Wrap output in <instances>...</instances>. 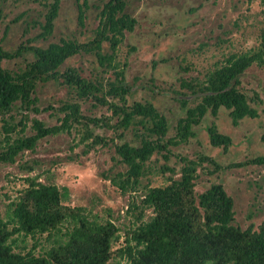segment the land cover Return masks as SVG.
Returning a JSON list of instances; mask_svg holds the SVG:
<instances>
[{
    "label": "rangeland",
    "instance_id": "374dc122",
    "mask_svg": "<svg viewBox=\"0 0 264 264\" xmlns=\"http://www.w3.org/2000/svg\"><path fill=\"white\" fill-rule=\"evenodd\" d=\"M109 0H59L50 32L42 25L54 0H0L1 45L12 57L2 61L10 72H22L33 61L31 47L45 48L62 40L81 46L101 38V11ZM84 10L83 24L78 7ZM125 13L135 20L115 52L102 41L99 60L95 52L80 50L59 67L60 74L75 69L96 84L99 91L78 99L76 90L62 77L37 80L33 97L37 111L22 110L16 102L0 112V217L26 187V179L54 184L61 204L84 207L91 218L111 221L118 238L112 250L123 246L138 218L146 221L150 209L141 198L148 187L167 185L178 178L184 159L196 163L194 190L198 195L212 184H221L233 200L235 225L256 231L264 223V5L261 0H126ZM112 57L110 59L109 57ZM251 60L236 71V88L256 109L257 116L232 123L230 110L207 108L186 133L179 131L188 111L202 103L205 86L224 66L235 60ZM109 82L126 88L108 95ZM79 100L80 119L62 123V105ZM136 103L151 104L167 122L165 135L150 134V123L139 117L130 127L121 126L117 108ZM197 117V114H195ZM55 131L37 140L32 149L21 150L13 161L8 148L19 138L35 133L33 120ZM228 136V145L213 146L209 128ZM182 133V134H180ZM163 147L143 164L138 187L122 193L111 179L125 174L127 165L117 155L123 144L140 145L141 138ZM134 203L127 213L130 203ZM46 235L18 238L17 249L40 254L64 241L66 224ZM107 264H129L115 253Z\"/></svg>",
    "mask_w": 264,
    "mask_h": 264
},
{
    "label": "trees",
    "instance_id": "16d2710c",
    "mask_svg": "<svg viewBox=\"0 0 264 264\" xmlns=\"http://www.w3.org/2000/svg\"><path fill=\"white\" fill-rule=\"evenodd\" d=\"M59 0H54L42 25L48 33L56 17ZM264 5V0H261ZM126 0H109L101 11V38L81 46L74 41L62 40L47 47H31L34 59L22 72H10L2 67V61L12 54L4 50L0 39V112L7 113L16 102L22 110H34L32 96L37 80L62 77L65 83L75 88L77 98L94 95L96 84L82 78L75 69L58 72L61 64L80 50L95 52L99 60L102 41H107L113 53L123 41L125 32L132 31L135 20L125 13ZM78 21L83 24L84 10L78 7ZM112 59V57H109ZM251 60H235L224 66L209 79L205 86L202 103L189 110L188 119L182 121L179 131L186 133L207 108L214 113L220 106L230 110L232 123L237 125L245 117L257 116L245 96L236 88L235 72L248 65ZM108 95H121L126 88L109 82ZM79 100L65 103L62 123L79 121ZM122 114L121 126L130 127L139 117L150 123L148 132L158 138L165 135L167 122L148 103H136L131 108H117ZM197 114V117H195ZM35 133L19 138L8 148L7 157L13 161L21 150L32 149L38 139L55 130L34 119ZM209 140L213 146L228 145V136L209 128ZM182 134V133H180ZM264 142V136L262 137ZM163 146L149 138H141L140 145L123 144L117 147V155L127 165L125 174L111 179V183L122 193L138 187L143 164L154 151ZM178 178L165 186L148 187L141 198L143 209L151 210V217L144 221L138 218L135 227L126 232L124 244L112 250L118 238V228L111 221L101 222L91 218L84 207L61 204V193L54 184H46L35 178L26 179V187L18 198L8 206L6 218L0 217V264H107L115 253H119L129 264H264V223L256 231L252 224L246 229L235 225L233 200L221 184H212L207 190L196 194L194 178L196 163L184 159ZM257 164H264V155L257 157ZM134 203H130L127 213ZM66 224L63 242L50 246L40 254L33 250L17 249L18 238H34L46 235V239Z\"/></svg>",
    "mask_w": 264,
    "mask_h": 264
}]
</instances>
